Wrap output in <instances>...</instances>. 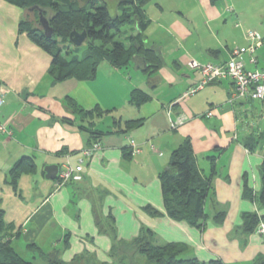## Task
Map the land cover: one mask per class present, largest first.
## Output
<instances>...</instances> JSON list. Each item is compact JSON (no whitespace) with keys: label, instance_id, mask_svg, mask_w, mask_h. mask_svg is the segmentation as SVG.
Wrapping results in <instances>:
<instances>
[{"label":"crops","instance_id":"1","mask_svg":"<svg viewBox=\"0 0 264 264\" xmlns=\"http://www.w3.org/2000/svg\"><path fill=\"white\" fill-rule=\"evenodd\" d=\"M171 6L160 0L145 6L150 20L145 43L155 46L164 61L157 72L145 73L141 59L123 69L102 62L93 80L54 83L48 74L50 56L18 32L22 10L0 0V209L18 253L43 263L28 247L35 244L44 253L57 252L65 263L86 255L98 264H114L112 239L104 229L111 225L117 240L130 241L146 228L158 243L180 244L187 257L203 264L264 263V240L256 230H242L244 215L264 219L259 200L264 105L241 99L229 103L236 87L228 80L210 82L176 102L200 80L187 62L225 63L233 48L247 44L248 29L257 31L262 43L255 51L257 63L249 64L245 55V67L264 71V0H177ZM150 10L157 14L150 16ZM135 89L150 95L140 107L129 103ZM65 97L84 110L97 106L104 113H72ZM209 110L211 117L205 116ZM183 117V124L170 127ZM137 119L142 120L139 127L116 133L114 122L122 128L123 122ZM89 130L112 133L94 141ZM129 138L140 150L134 156L128 154ZM186 138L201 174L209 172L207 156H217L202 228L170 219L162 202L158 174ZM95 142L100 149L83 160L82 171L74 173L78 178L58 186L62 165H78L82 151ZM247 145L256 149L250 152ZM22 157L33 161L35 172L20 176L14 188L9 170ZM53 165L57 175L47 179L44 169ZM147 207L158 215H149ZM219 212L220 222L215 219Z\"/></svg>","mask_w":264,"mask_h":264},{"label":"trees","instance_id":"2","mask_svg":"<svg viewBox=\"0 0 264 264\" xmlns=\"http://www.w3.org/2000/svg\"><path fill=\"white\" fill-rule=\"evenodd\" d=\"M4 1L22 10L18 32L25 33L33 44L50 56L48 74L54 83L67 79L93 80L102 62L108 63L115 69H123L133 60L141 59L145 66L144 72L147 74L157 72L164 65L159 50L155 46L148 47L145 43L144 32L150 24L145 6L150 0H117V11L113 14L109 11L106 0ZM31 8L35 9L30 10ZM39 11L48 21L52 31L50 36L45 35L40 26ZM76 35L82 39L81 45H86L82 55L77 54L79 47L72 44ZM66 42L71 43L74 49L71 50L65 45ZM149 100V94L135 89L130 94L129 103L140 107ZM64 104L72 113L85 117H93L95 111L97 116L104 113L97 106L91 110H84L70 97H65ZM114 124L118 128L116 133L125 134L139 127L142 120L125 121L122 123V128L119 121ZM89 133L94 141H97L112 132L89 130ZM255 149L248 147L250 152ZM128 154L132 155L131 152ZM216 157L214 154L207 156L210 168L209 172L203 175L198 169L189 139H184L171 152L167 167L158 174L164 210L170 219L186 222L196 228L204 226L207 218L204 207L210 195L211 178L215 175ZM34 172L33 161L22 157L9 170L10 183L15 188L20 176ZM259 200L264 205V168ZM144 210L149 215H158V212L150 207ZM222 218V212L215 216L218 222L222 221ZM259 222L256 214H246L243 218L242 230L245 233L254 232ZM104 229L107 232L109 230L112 239L109 255L115 264H203L196 258L187 257L186 247L180 244L158 243L154 234L146 228H141L139 235L130 241L117 240L115 229L111 225ZM11 235L12 227L5 223L4 212L0 209V264H38L34 260L24 259L14 249L10 242ZM28 247H34L38 251L43 264H98L86 255L76 256L71 262L65 263L57 252L44 253L35 244ZM207 264L221 263L210 261Z\"/></svg>","mask_w":264,"mask_h":264},{"label":"built area","instance_id":"3","mask_svg":"<svg viewBox=\"0 0 264 264\" xmlns=\"http://www.w3.org/2000/svg\"><path fill=\"white\" fill-rule=\"evenodd\" d=\"M247 44L243 47H235L230 53L229 57L223 64H215L211 62H199L195 59H190L187 62V67L190 70L197 71L200 74V80L197 84L188 87L176 102L187 100L196 93L205 88L210 82L230 80L236 87L235 94L228 100L229 103L235 99L241 100H257L264 105V71L257 69H247L245 67L244 56L248 55V63L255 65L257 63L255 51L262 43L260 34L252 29L246 31ZM4 104V92L0 89V107ZM212 110L206 112L205 116L211 117ZM185 118H179L170 123L171 128H175L183 124ZM4 131V126L0 124V132ZM129 148L131 154L134 156L140 152L134 140L129 138ZM153 148V147H151ZM100 149L98 142L93 143L89 148L82 151V159L75 167L69 162L62 165V169L58 174V186L63 185L75 177L74 173L82 171V162L92 156L93 152ZM256 232L264 240V221H261L256 229Z\"/></svg>","mask_w":264,"mask_h":264},{"label":"rangeland","instance_id":"4","mask_svg":"<svg viewBox=\"0 0 264 264\" xmlns=\"http://www.w3.org/2000/svg\"><path fill=\"white\" fill-rule=\"evenodd\" d=\"M160 1H164V5L165 6H168V7H172L171 6V3H172V5H176V3H177V0H160ZM225 1H227V0H225ZM152 2H154V0H152ZM106 4H107V6H108V9H109V11L113 14V13H115L117 10V0H106ZM149 15L151 16V15H156L157 13L155 12V10H150L149 12ZM65 45H68L70 48H71V50H73L74 49V46L71 44V43H68V42H66V43H64ZM79 48H78V51H77V54L78 55H82L83 54V52L86 50V45L85 44H82L81 46H78ZM21 255H22V257L24 258V259H26V260H29L30 259V257L26 254V253H23V252H21ZM114 264H115V262H113ZM38 264H43V263H41V262H38Z\"/></svg>","mask_w":264,"mask_h":264},{"label":"water","instance_id":"5","mask_svg":"<svg viewBox=\"0 0 264 264\" xmlns=\"http://www.w3.org/2000/svg\"><path fill=\"white\" fill-rule=\"evenodd\" d=\"M35 8H31L30 10H34ZM39 14V23L40 26L44 32L45 35L50 36L52 34V31L50 30V27L48 25V21L42 16V14L40 13V11L38 12ZM82 43V39H80L79 37L74 38L72 40V44L76 45V46H80ZM44 171L46 172V178L47 179H54L57 175L58 172V167L53 165V166H47L45 167Z\"/></svg>","mask_w":264,"mask_h":264}]
</instances>
